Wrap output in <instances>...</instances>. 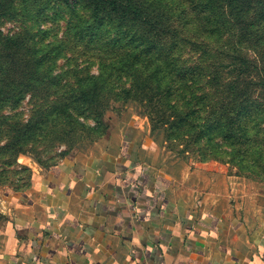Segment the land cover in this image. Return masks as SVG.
<instances>
[{"label":"rangeland","instance_id":"obj_1","mask_svg":"<svg viewBox=\"0 0 264 264\" xmlns=\"http://www.w3.org/2000/svg\"><path fill=\"white\" fill-rule=\"evenodd\" d=\"M254 11L249 16L256 25L249 35L229 28L222 29L221 35H210L188 27L177 14L180 10L172 11L164 29L172 24L174 34H159L165 42L179 43L173 55L177 63L168 65L171 60L131 53L130 45L122 39L115 50L80 43L68 29L77 16L70 14L63 0H0V68L4 65L14 70L10 76L0 72V84L20 98L0 103V202L8 193L26 188L36 168L56 164L87 142L107 141L112 131L120 132L129 123L143 125L140 139L147 140L157 161L242 176L256 184L258 192H264V160H258L259 156L239 154L232 159L225 152L227 146L208 145L203 135L197 139V129L176 134L171 128L184 112L178 99L195 89L179 82L184 72L173 82L177 68H194L223 81L236 78L243 84L240 90L264 101V17L255 20ZM80 15L86 17L87 13L80 10ZM152 34L149 41L154 42L158 37ZM42 56L45 66L36 69L35 61ZM23 70L32 78L19 76ZM49 73L56 79L33 85ZM216 82L194 83L197 94L211 96V100L205 97L195 103L196 109L203 110L198 121L207 115L206 110L217 111L222 105L221 86ZM90 85L99 88L94 104L81 96V88ZM26 125V151L15 154L13 146ZM21 128L24 131H19ZM3 221L0 212V232ZM1 240L0 235V244Z\"/></svg>","mask_w":264,"mask_h":264},{"label":"crops","instance_id":"obj_2","mask_svg":"<svg viewBox=\"0 0 264 264\" xmlns=\"http://www.w3.org/2000/svg\"><path fill=\"white\" fill-rule=\"evenodd\" d=\"M141 128L82 144L8 193L0 264H264V192L157 161Z\"/></svg>","mask_w":264,"mask_h":264},{"label":"trees","instance_id":"obj_3","mask_svg":"<svg viewBox=\"0 0 264 264\" xmlns=\"http://www.w3.org/2000/svg\"><path fill=\"white\" fill-rule=\"evenodd\" d=\"M142 1V0H141ZM63 0L70 14L76 15L77 19L70 23L68 29L75 33V38L86 46H100V49L107 48L115 50L119 41H126L131 49L129 51H137L139 56L147 58L144 54L150 55L154 60L164 61L171 60L168 65L177 63L176 54L178 42L172 40L165 42L159 34L175 32L174 27L168 30L164 29V25L169 23L168 15L174 10H180L178 16L183 18L187 26L198 27L207 31L210 35H221V30L229 28L235 33L249 35L252 27L256 25L254 19L249 15L251 10H255L256 19L264 17V0ZM80 10H84L87 15L82 17ZM224 31V30H222ZM155 32L157 40L149 41L152 33ZM104 38V39H103ZM122 39V40H121ZM107 45L106 47L102 45ZM10 48L13 46H9ZM93 47V48H94ZM133 48V50H132ZM111 51H108L110 53ZM172 57V59L170 58ZM45 56L35 61L36 69L42 70L45 66ZM174 81L180 76L179 82L185 86L195 87L190 94H185V98H179V102H183V114L177 118L171 128L176 134L179 132H191L197 129V139H206L208 145L227 146L225 149L227 154L235 158L239 154L244 157H250L248 154H256L258 160H264V101L254 99L253 94L240 90L241 81L236 78L222 79L210 78L205 74H201L194 68L178 69ZM0 72L5 76H10L14 70L10 66L0 68ZM24 74L32 75L28 71H22L19 76ZM45 75L33 85H41L50 78L56 79V76L49 73ZM94 77H96L94 75ZM10 77L6 78L8 80ZM216 80L221 86L220 100L222 105L217 111L204 110L207 115L200 119L199 113L203 110L195 108L197 102H201L203 98L211 100V96L206 92L197 94V85L204 82L211 83ZM253 83L255 82H249ZM205 84V83H204ZM7 86L0 84V103L7 100L16 102L20 100L16 93L11 92ZM31 89V88H30ZM98 86L90 85L81 88V96L94 104L99 97ZM241 95H239V93ZM210 104H212L210 102ZM207 106H209L207 104ZM178 108V107H176ZM185 108H190L185 110ZM198 121V122H197ZM27 128L19 129L24 134L19 138L13 146L15 154L25 152L23 141L28 132ZM218 138L217 142L214 140ZM197 140V141H199ZM207 145V146H208ZM239 145V146H238ZM215 150L217 151L216 147ZM31 181V180H30ZM29 185V184H28ZM26 186V188L28 187ZM25 189V188H24ZM21 190V189H20ZM19 190V191H20ZM23 190V189H22ZM5 218V216H4Z\"/></svg>","mask_w":264,"mask_h":264}]
</instances>
